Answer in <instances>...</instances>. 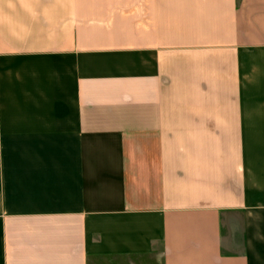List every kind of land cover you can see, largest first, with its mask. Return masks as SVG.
I'll use <instances>...</instances> for the list:
<instances>
[{
  "label": "crops",
  "instance_id": "crops-1",
  "mask_svg": "<svg viewBox=\"0 0 264 264\" xmlns=\"http://www.w3.org/2000/svg\"><path fill=\"white\" fill-rule=\"evenodd\" d=\"M0 264H264V0H0Z\"/></svg>",
  "mask_w": 264,
  "mask_h": 264
}]
</instances>
